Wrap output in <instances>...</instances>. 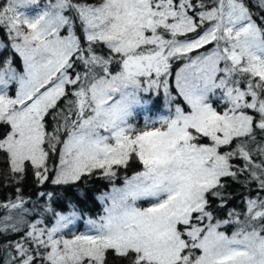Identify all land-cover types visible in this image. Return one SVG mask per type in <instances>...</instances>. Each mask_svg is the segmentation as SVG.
Returning <instances> with one entry per match:
<instances>
[{
    "label": "snow or ice",
    "instance_id": "6c2138e0",
    "mask_svg": "<svg viewBox=\"0 0 264 264\" xmlns=\"http://www.w3.org/2000/svg\"><path fill=\"white\" fill-rule=\"evenodd\" d=\"M0 264H264V0H0Z\"/></svg>",
    "mask_w": 264,
    "mask_h": 264
}]
</instances>
